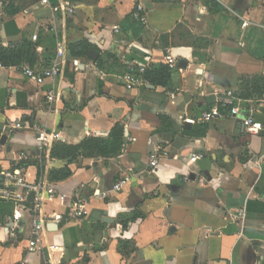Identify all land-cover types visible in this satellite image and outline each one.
<instances>
[{"label":"crops","instance_id":"crops-1","mask_svg":"<svg viewBox=\"0 0 264 264\" xmlns=\"http://www.w3.org/2000/svg\"><path fill=\"white\" fill-rule=\"evenodd\" d=\"M40 1L0 0V55L24 46L31 68L60 64L37 85L20 64L0 62V168L18 167L28 184L55 186L67 200L43 204L44 218L63 221L47 223L32 252V213L1 201L0 264H264V93L245 103L258 134L229 116L183 123L242 78L264 84V0H68L71 16L50 9L59 0ZM137 8L144 22L131 18ZM165 48L177 63L166 85L139 76L145 84L127 90L124 74L165 66ZM117 126L116 156L52 157L57 143L107 139ZM41 130L61 141L38 150ZM60 171L69 176L53 179ZM73 200L85 204L84 219L71 217Z\"/></svg>","mask_w":264,"mask_h":264},{"label":"built area","instance_id":"built-area-1","mask_svg":"<svg viewBox=\"0 0 264 264\" xmlns=\"http://www.w3.org/2000/svg\"><path fill=\"white\" fill-rule=\"evenodd\" d=\"M40 4L42 6H49V0H41ZM51 6V5H50ZM50 9L53 12H63L68 16H71L74 13V8L68 0H59L57 5H52ZM131 18L136 21L144 22L143 16L140 14V9L137 8L135 12H133ZM117 31V29H114ZM57 57H61L63 52L61 46L57 47L56 50ZM164 64L168 68L171 73L176 69L177 63L172 56L171 50L169 48H165L163 50ZM73 66L76 68L79 64L77 60L73 61ZM4 68L2 64H0V69ZM22 74L29 80L34 81L37 85H42L47 79L55 78L60 73V64L52 62L48 68L37 70L35 68H31L27 64L21 63L19 66ZM146 69L145 65H139L134 69L129 70L122 77L123 86L127 90H131L136 86L141 84H145L139 79L140 74H142ZM170 97L173 98V94H170ZM47 100L49 102L53 101V96L51 93L47 94ZM249 102V100L240 99L236 96L235 92L232 90H228L227 92L217 95L214 98V105L207 112L202 113L198 118H184L183 123L187 124H208L219 120L223 117L229 116L231 118L240 119L243 126L246 128L248 133L258 134L260 132V127L256 125L252 118V109L248 108L245 103ZM31 129L29 124H25L24 126L20 123L14 124V129ZM35 140L38 144V150H42L43 148H49L52 144L61 141V137L59 133L56 132H48L46 130L36 131ZM194 160L199 159L201 156L193 155ZM22 159L27 160L28 156L25 155ZM21 159V160H22ZM259 165L264 167V156L259 159ZM158 163V158L155 154L150 156L149 165L151 167H155ZM0 202H11L16 206L18 211L28 212L30 211L32 214V223L28 230V240H27V250L32 252L36 249H39L40 241L39 235L44 230L45 225L47 223H55L59 224L63 221V217L61 215L53 214L51 218H44L41 215V209L45 202H53L57 201L60 204H65L67 198L63 196L57 187L51 185H45L43 183L37 184H28L25 180V176L22 174V171L18 167H11L8 169L0 168ZM129 181L128 177H123L113 184L111 191L119 192L122 187ZM34 194V198L32 204L28 201V196L30 193ZM97 197L104 199L106 194H98ZM30 204V205H29ZM28 206H31L29 209ZM71 210V217L76 220L84 219L88 212L85 208V204L81 202H77L73 200L69 206ZM243 217V213L239 212L234 219H241ZM49 249H53L51 246Z\"/></svg>","mask_w":264,"mask_h":264},{"label":"trees","instance_id":"trees-1","mask_svg":"<svg viewBox=\"0 0 264 264\" xmlns=\"http://www.w3.org/2000/svg\"><path fill=\"white\" fill-rule=\"evenodd\" d=\"M31 55L28 47H22L13 53H2L0 55V62L4 65H17L27 63ZM170 72L166 66H161L157 69H145V71L138 75L147 80L153 85H166ZM264 93V84L262 78L246 79L242 78L239 83V89L235 93L240 99L249 100L259 97ZM123 145V133L120 127H115L107 139L88 138L77 146H65L58 144L53 148L52 157L61 159H75L78 152L85 153L86 156H102L113 157L119 154ZM69 176L68 171L55 172L52 174L53 179H65ZM1 184V179H0Z\"/></svg>","mask_w":264,"mask_h":264},{"label":"water","instance_id":"water-1","mask_svg":"<svg viewBox=\"0 0 264 264\" xmlns=\"http://www.w3.org/2000/svg\"><path fill=\"white\" fill-rule=\"evenodd\" d=\"M89 56H90V58H93L92 54H89ZM5 140H6V138L3 136V137L1 138V140H0V145H4ZM33 196H34V194L31 192V193L29 194V198H28V200L31 201L32 198H33Z\"/></svg>","mask_w":264,"mask_h":264}]
</instances>
